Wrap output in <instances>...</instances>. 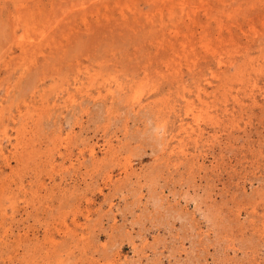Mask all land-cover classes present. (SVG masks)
<instances>
[{"label":"rangeland","instance_id":"rangeland-1","mask_svg":"<svg viewBox=\"0 0 264 264\" xmlns=\"http://www.w3.org/2000/svg\"><path fill=\"white\" fill-rule=\"evenodd\" d=\"M0 264H264V0H0Z\"/></svg>","mask_w":264,"mask_h":264}]
</instances>
